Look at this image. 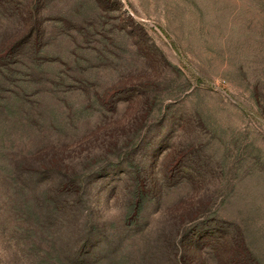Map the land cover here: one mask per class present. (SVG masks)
<instances>
[{
	"label": "rangeland",
	"instance_id": "rangeland-1",
	"mask_svg": "<svg viewBox=\"0 0 264 264\" xmlns=\"http://www.w3.org/2000/svg\"><path fill=\"white\" fill-rule=\"evenodd\" d=\"M61 207L109 264H264V0H0V264Z\"/></svg>",
	"mask_w": 264,
	"mask_h": 264
},
{
	"label": "trees",
	"instance_id": "trees-1",
	"mask_svg": "<svg viewBox=\"0 0 264 264\" xmlns=\"http://www.w3.org/2000/svg\"><path fill=\"white\" fill-rule=\"evenodd\" d=\"M61 202L63 205H66L65 200H69L66 196V193H61ZM54 201L52 198L50 199L49 203L52 204ZM60 202V203H61ZM36 218V228L31 229L36 234L38 232L42 237L45 234H48L47 231L50 229L56 228L59 232L65 231V226H70L69 228V237L66 241L55 242L56 243V263L55 264H109L107 260L103 259L101 253H99L100 246L102 245L101 241H98L93 246L91 245V250L87 252L84 248L87 243L91 241H84L77 240L78 242H73L75 236H77L78 230V218L66 207H61L60 209H56V211L50 212L49 208H47L44 212L40 209L33 213ZM33 216V217H34ZM78 219V220H77ZM212 236H204L202 240L210 239ZM30 239V238H29ZM57 240V239H56ZM223 244V243H221ZM215 247L216 243L214 244ZM220 243L218 244V246ZM29 254L31 257V264H42L41 261H46V264H50V258L47 259L46 256H50V251H45L43 256L38 255V253L32 250L29 247ZM44 253V252H40ZM94 254V255H93ZM92 255V256H91ZM97 255V256H96ZM41 256V257H40ZM177 263V262H176ZM177 264H182L178 261ZM241 264V263H240ZM248 264H252L249 262Z\"/></svg>",
	"mask_w": 264,
	"mask_h": 264
}]
</instances>
